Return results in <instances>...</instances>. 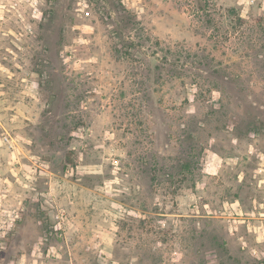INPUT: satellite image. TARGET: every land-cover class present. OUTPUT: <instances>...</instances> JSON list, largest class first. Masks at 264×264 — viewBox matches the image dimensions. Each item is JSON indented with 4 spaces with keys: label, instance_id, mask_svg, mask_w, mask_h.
I'll use <instances>...</instances> for the list:
<instances>
[{
    "label": "rangeland",
    "instance_id": "1",
    "mask_svg": "<svg viewBox=\"0 0 264 264\" xmlns=\"http://www.w3.org/2000/svg\"><path fill=\"white\" fill-rule=\"evenodd\" d=\"M0 264H264V0H0Z\"/></svg>",
    "mask_w": 264,
    "mask_h": 264
},
{
    "label": "trees",
    "instance_id": "2",
    "mask_svg": "<svg viewBox=\"0 0 264 264\" xmlns=\"http://www.w3.org/2000/svg\"><path fill=\"white\" fill-rule=\"evenodd\" d=\"M119 17H120V22L121 26H116L114 28L113 35L115 37L116 41H119L121 47H125L126 53H131L132 51H135L139 44L136 43L134 39H125V36H123L122 32L129 30L130 33L136 32L138 30L141 31V22L138 19L137 13L135 11L130 10L129 8L126 7V5L119 1ZM149 39V37H148ZM119 44L115 45V52L120 53L122 49L119 47Z\"/></svg>",
    "mask_w": 264,
    "mask_h": 264
}]
</instances>
